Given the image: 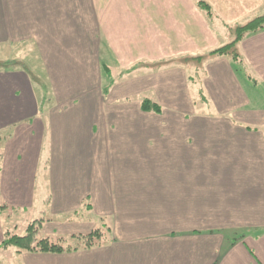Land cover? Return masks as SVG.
Here are the masks:
<instances>
[{"label": "crops", "instance_id": "1", "mask_svg": "<svg viewBox=\"0 0 264 264\" xmlns=\"http://www.w3.org/2000/svg\"><path fill=\"white\" fill-rule=\"evenodd\" d=\"M208 1L218 16L206 23L193 0H0V45L27 42L51 94L40 113L33 79L0 71V241L15 214L47 218L43 235L112 223L106 244L14 251L18 264H264V30L237 43L238 72L227 56L194 73L181 62L225 46L228 26L262 8ZM167 114L209 135L151 139ZM108 173L131 178L107 185Z\"/></svg>", "mask_w": 264, "mask_h": 264}, {"label": "rangeland", "instance_id": "2", "mask_svg": "<svg viewBox=\"0 0 264 264\" xmlns=\"http://www.w3.org/2000/svg\"><path fill=\"white\" fill-rule=\"evenodd\" d=\"M195 1V4L197 5V8L199 10V12L202 14V16H205V21L206 23H208L209 21L206 19L209 17H215L218 16V12L215 10L214 6L212 5V3L208 0H193ZM240 3V1H239ZM244 3L246 4V2L244 1ZM251 5H255V6H261V10L260 13L258 12L259 10H257L258 13L253 14V15H247L244 17H240L239 20H236L235 22H237V24H233L228 26V30L226 31V36L229 37V43L232 44L234 42V47L231 50L230 55H237V37L240 35V28L245 27L248 23H251L252 21H254L256 18L262 17L264 16V0H257L255 2L250 3ZM225 19V18H224ZM238 21L240 23H238ZM224 23L230 24L229 22L224 20ZM264 30V26L263 29ZM260 31H257L255 33L252 34H243V38L245 37H249L253 34L259 33ZM241 36V35H240ZM240 39V40H242ZM229 43H227L229 45ZM211 55L209 54V52H199L198 54H193V55H189V56H182V64H186V66L190 67V70L194 73V70H200L201 68L204 67V64L209 61V57ZM214 56H218V55H214ZM155 64H149V66L154 67ZM141 65H138L137 67H140ZM107 68H109V70H119L117 71V76L120 75L122 72L124 71L121 68H110L109 66L106 65ZM205 70V69H204ZM0 71H10V72H23L25 74H27L31 79H33V92L35 93L36 97L38 98V111L40 113H44L46 112V110L49 108V103H51V100L49 99V97L51 96V94L48 93V95H46L45 93V87H47V78L44 77V70H43V66L42 64L39 62V59L35 56L34 50L33 48H29L28 47V43H21V44H2L0 45ZM125 72V71H124ZM124 74V73H123ZM199 74V73H198ZM126 75V74H124ZM262 89H259L258 91L261 92ZM263 91V90H262ZM55 97V95H54ZM200 100V99H199ZM198 100V101H199ZM55 102V99H54ZM56 105H54L55 107ZM160 106V105H159ZM255 106V105H254ZM13 107V106H12ZM161 107V106H160ZM3 108V107H2ZM199 110V109H197ZM11 111V110H9ZM162 108L161 111L162 112ZM165 112V111H164ZM11 113H13V111H11ZM3 116V113L1 114ZM166 123L168 125L165 126H161L159 121L156 120L157 122L155 123H151L150 124V128H151V132H150V137L151 139H157V138H164L165 136H161L159 135V132H163V133H173V132H178L180 134H184L185 136H190V135H194L195 133L198 132V134H200L201 137L205 136V135H209V131L207 132L208 128L201 124V127L199 126L198 128L192 126L193 124L189 121L186 123L180 122L178 118L175 117H171L170 115L167 114L166 116ZM11 128H15L17 127V125H11ZM5 130V129H4ZM6 132V131H5ZM3 132H0V134H2ZM2 138V137H0ZM4 138H8L7 137V133L5 134ZM202 139V138H201ZM156 142V141H155ZM159 142V141H157ZM140 143H142V141L140 140ZM163 144L165 145H172V142H165L163 141ZM157 145L154 146H150V150L151 151H156L157 150ZM0 149L2 151L1 148V144H0ZM202 150V149H201ZM172 158H175V154L172 156ZM173 159L171 161H173ZM209 161V159H208ZM173 163V162H172ZM146 171V169H145ZM109 172V171H108ZM162 171L158 170V169H154L153 167H150V171L147 173V171L144 173V176H147L149 178V176L151 177V179H154L157 175L161 176L162 175ZM125 173H115V174H109L105 175L102 174V181L104 182V184H111L113 179L115 178H124ZM127 175V174H126ZM136 176V175H134ZM125 178L130 179L131 176L127 175ZM158 178V177H156ZM124 182H119V183H115V185L117 184V186H122L121 184ZM169 191V190H166ZM88 203H85V205H87ZM88 209V212L93 213L92 212V205L91 203L85 208ZM138 213H141V211H139ZM88 214L85 212V216H87ZM16 217L19 219L16 220ZM10 220L12 219L13 221L8 222L9 225L12 224V229L13 230H8V232L1 238L0 241V263L6 264L10 261V259L13 261L12 264H18V258L16 260V258H14V251L18 253L19 256H21L22 254L25 253V251H23L22 249H16L14 250L12 248V244L9 243L10 238L12 236H25V235H29L32 237V240H34L33 245H35V239L41 240V239H47V238H51L52 242L55 244H59V245H63V246H70V247H80V243L82 242V236H78L77 237H70L68 235H64V234H59V233H54V234H50V235H43L42 233V228H43V223H44V218H41L37 221H33L31 223H26L24 221V217L20 216V215H9L8 217ZM101 223L102 226L99 227L102 230V234L104 236H109V231L112 230V223L110 221V217L107 215H103L102 219H101ZM197 225L199 226V223H197ZM97 229V228H96ZM95 230V229H94ZM89 234V233H88ZM63 239L66 240V242H62ZM111 239V237H109V240ZM86 240V239H84ZM83 240V241H84ZM109 240L107 242H109ZM107 242H105L104 244H106ZM15 247V246H14ZM21 250V251H20ZM10 257V259H9ZM20 260V258H19Z\"/></svg>", "mask_w": 264, "mask_h": 264}, {"label": "trees", "instance_id": "3", "mask_svg": "<svg viewBox=\"0 0 264 264\" xmlns=\"http://www.w3.org/2000/svg\"><path fill=\"white\" fill-rule=\"evenodd\" d=\"M264 26V16L256 18L254 21H252L251 23H248L245 27L240 28V35L237 37V42L240 41V39L243 38V34H252L255 33L257 31H261L263 29ZM242 37V38H241ZM236 43V42H234ZM234 43L230 44H226L223 47H220L214 51H211V53H209L211 56L214 55H218V56H227L230 57L231 60L234 62L235 64V68L236 71H240L241 69H243V65H242V60H241V56L237 51V55H230L231 50L234 47ZM238 62V63H237ZM106 72H109V69L107 67H105ZM142 108L144 111H150V112H155V113H161V107L157 104V103H153L150 100H146L145 102H143ZM110 236H104L102 234V230L100 228H97L95 230H93L91 233L89 234H85L82 235V239H86V240H82V242L80 243V247H93V246H98V245H103L105 242H107L109 240ZM52 238V237H51ZM51 238H47V239H41V240H36L35 239V245H33L34 240H32V237L29 235H25V236H12L10 238L9 243L12 244L13 246L22 249L23 251H30V252H53V253H63V252H67V251H71V250H76L78 249L77 247H70V246H63V245H59V244H55L52 242ZM62 242H66L65 239H63Z\"/></svg>", "mask_w": 264, "mask_h": 264}]
</instances>
